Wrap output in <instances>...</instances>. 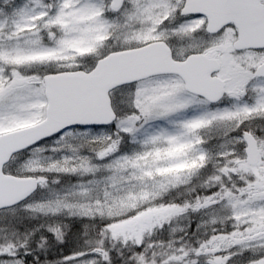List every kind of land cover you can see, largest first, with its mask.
I'll return each mask as SVG.
<instances>
[{"label": "snow or ice", "instance_id": "6c2138e0", "mask_svg": "<svg viewBox=\"0 0 264 264\" xmlns=\"http://www.w3.org/2000/svg\"><path fill=\"white\" fill-rule=\"evenodd\" d=\"M0 264H264V0H0Z\"/></svg>", "mask_w": 264, "mask_h": 264}]
</instances>
